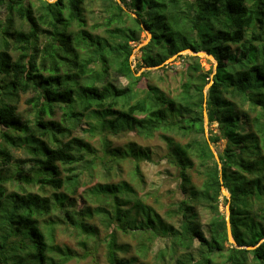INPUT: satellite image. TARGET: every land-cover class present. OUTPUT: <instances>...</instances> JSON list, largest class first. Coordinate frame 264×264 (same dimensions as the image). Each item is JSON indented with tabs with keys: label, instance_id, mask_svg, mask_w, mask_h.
Instances as JSON below:
<instances>
[{
	"label": "trees",
	"instance_id": "1",
	"mask_svg": "<svg viewBox=\"0 0 264 264\" xmlns=\"http://www.w3.org/2000/svg\"><path fill=\"white\" fill-rule=\"evenodd\" d=\"M49 1L0 0L5 10L0 19V126L5 129L0 132V264L84 258L89 252L79 255L54 245V229L72 226L84 237L79 246L85 249L98 236L95 219L108 229L107 264H264V0ZM141 26L151 35L139 50L146 68L187 49L205 52L217 64L210 87L205 91L210 72H202L199 58L188 55L178 56L190 62L174 95L149 79L141 87L149 71L136 77L129 61L130 43L138 41ZM120 78L127 80L125 86L116 83ZM28 93L33 94L27 101L31 125L17 112L20 95ZM204 100L207 122L216 123L218 131L209 142ZM58 111L61 119L55 121ZM85 118L112 135L162 134L165 160L176 170L182 196L167 212L178 226L164 221L126 181L93 186L88 205L78 212L65 208L80 186L77 169L95 159L88 142L69 138ZM97 126L90 127L91 134ZM102 138L99 162L110 171L129 161L140 178L138 166L151 161L149 149L135 143L112 148ZM220 139L225 146L216 149L219 167L209 143ZM14 147L26 151V171L11 163ZM193 167L202 176L199 186L191 180ZM31 182L52 194L23 188ZM221 186L229 194L232 239L254 249L225 246ZM200 209L209 214L207 236ZM118 232L135 240V256L124 257L131 247L119 243ZM157 240L163 246L147 262Z\"/></svg>",
	"mask_w": 264,
	"mask_h": 264
},
{
	"label": "rangeland",
	"instance_id": "2",
	"mask_svg": "<svg viewBox=\"0 0 264 264\" xmlns=\"http://www.w3.org/2000/svg\"><path fill=\"white\" fill-rule=\"evenodd\" d=\"M5 10L0 8V19H4ZM88 27L93 26V20H90L88 16ZM94 32V31H93ZM101 30H98L96 33H101ZM149 39V36L142 32H139L138 41L135 43H130V46L133 48L132 54L130 55L129 61L131 63V70L134 76H139L142 72L149 71L147 77L142 80L140 84L141 87L145 85L146 79L150 80L153 83H156L161 90H163L168 95H174L180 87L183 72L186 69V66L189 64V59H182L178 56H192L189 53H182L177 55L172 60H168L156 68L146 69L143 65L141 59V53L137 50V47L143 42ZM12 56L16 57V53H13ZM198 64L202 72H210L209 78L210 81L216 73L217 64L214 60L198 57ZM117 80V79H116ZM118 85L125 86L127 80L125 78H120L116 81ZM205 89V88H204ZM206 91V90H205ZM204 91V92H205ZM33 96L32 93L20 95L19 102L17 103V112L20 114L23 121L28 120L31 125V121L34 118L33 110L31 105L27 101ZM60 111L56 113L53 120L59 121ZM144 116V113H136V117L141 118ZM98 121L91 118H85L81 120V123L70 133V137H79L88 142L94 149L93 155L90 156L91 159H95L88 162V164L80 165L77 169L80 176V186L78 187L75 195H70L68 203L65 208L68 211L78 212L83 207L88 205V202L85 201L86 197L89 195V189L98 184L104 183H118L119 181H126L135 188L138 195L143 198V200L154 208V210L164 219V221L178 226L176 218H170L167 215L169 210L175 209L177 203L180 202L182 196L178 190V179L176 170L167 164L165 160V154L167 152L166 143L162 139L161 133H155L152 138L145 139L139 137L134 132L121 133L118 135H112L108 130H100L97 126ZM91 126H97L94 129V133L91 134L89 129ZM5 129L0 126V132H4ZM217 124H204V138L208 141L210 136L217 134ZM107 137V141L111 143L112 148H123L130 143H135L137 146L142 148H147L151 152V161H142L139 163L140 178L133 175V164L129 161H123L120 163L119 167H114L112 170H107L104 165H102L97 157L102 154V144L101 140L103 136ZM225 140L220 139L217 143H209V147L212 153L217 155L216 149L222 150L225 146ZM209 142V141H208ZM12 159L11 163H15L25 169H28V164L25 162L27 158L26 151L21 147H14L10 149ZM195 162V161H194ZM10 163V164H11ZM88 166V167H87ZM194 168V167H193ZM64 173V172H63ZM65 175V174H64ZM191 180L194 185L199 186L202 181V176L199 174L196 168L190 171ZM23 188L31 191L33 193H39L43 196H50L52 190L50 188H45L40 190L39 186L31 182L30 184L23 185ZM10 190L12 187L9 188ZM63 190L57 191L61 192ZM227 197L222 193L219 197L218 209L225 216V219L228 218L229 209L227 204ZM95 206V205H93ZM199 220L202 224V229L206 234V223L209 221V214L204 210H199ZM96 226L98 233L97 238H92L86 243L85 249L79 246L80 240L82 237L79 231L73 229L70 225H57L54 229L52 243L60 247H66L70 250L81 255L85 251L89 252V255L81 258H73L69 260L66 264H107L105 259V241L108 233V229L101 226L97 219L92 221ZM118 241L121 244H129L131 249L130 252L124 257L129 258L135 256L134 247L135 240L129 235H122L117 233ZM50 241V240H49ZM162 240L155 241V244L149 253L147 262H151V257L156 251L163 246ZM232 245L228 240L225 243V246ZM196 247V243H194ZM152 264V263H151ZM155 264V263H154Z\"/></svg>",
	"mask_w": 264,
	"mask_h": 264
},
{
	"label": "water",
	"instance_id": "3",
	"mask_svg": "<svg viewBox=\"0 0 264 264\" xmlns=\"http://www.w3.org/2000/svg\"><path fill=\"white\" fill-rule=\"evenodd\" d=\"M47 1H49V0H47ZM53 1H55V0H53ZM53 1H49V2H53ZM116 2L117 3H120V0H116ZM125 11H127L126 9H124ZM133 17H136V15L135 14H133V13H130ZM142 27V29H143V31H144V33H146L148 36H149V39H150V33H149V31L148 30H146L143 26H141ZM149 39L148 40H146L145 42H143L141 45H139L138 47H137V50H139L141 47H143L144 45H146L147 44V42L149 41ZM182 53H189V54H191L192 56H196V57H204V58H208V59H212V60H214V58H213V56L212 55H209V54H207V53H205V52H197V53H194V52H192L190 49H187V50H184V51H181V52H179L177 55H180V54H182ZM177 55H175V56H173V57H171V58H169L168 60H172L174 57H176ZM168 60H166L165 62H167ZM161 65V64H160ZM152 68H156V67H152ZM146 69H151V68H146ZM212 84V82L210 81L206 86H205V90H207L209 87H210V85ZM203 94H204V96H205V92H203ZM202 107H203V112H202V115H203V121H204V124L205 123H207V112H206V104H205V100H204V102H203V105H202ZM210 148V147H209ZM213 156H214V159H215V161L217 162V164H218V166L220 167V162H219V159H218V157H217V155L216 154H214L213 153ZM221 193L225 196V197H227V199H229V194L225 191V189L223 188V186H221ZM226 231H227V240L235 247V248H237V249H245V250H252V249H254L255 247H249V246H246V247H241V246H237V244L234 242V240L232 239V236H231V231H230V225H229V221H228V218H226ZM264 239H262L260 242H262Z\"/></svg>",
	"mask_w": 264,
	"mask_h": 264
}]
</instances>
